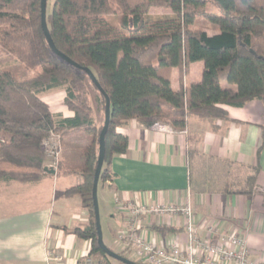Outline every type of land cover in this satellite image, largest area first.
I'll return each instance as SVG.
<instances>
[{
	"label": "trees",
	"instance_id": "trees-1",
	"mask_svg": "<svg viewBox=\"0 0 264 264\" xmlns=\"http://www.w3.org/2000/svg\"><path fill=\"white\" fill-rule=\"evenodd\" d=\"M48 4L47 25L56 47L88 67L111 102L102 181L111 177L112 158L128 152V136L118 128L131 120L184 130L190 115L229 119L221 105L242 107L254 99L264 105V0H54L51 10ZM153 7L173 14L144 21ZM118 13L123 26L133 22L128 33L105 18ZM200 15L216 25V33L194 28ZM0 45L29 68L40 69L22 78L0 66V181H37L44 174L45 140L59 133L63 143L66 131L83 128L89 139L80 155L84 181L64 194L81 197L90 221L72 232L90 241L88 257L112 264L98 244L92 198L104 93L85 71L52 51L42 28L41 0H0ZM197 61L204 62L202 79L186 87L184 79ZM89 87L97 92L94 105L86 97ZM55 89L65 92L64 104L73 116L53 112L44 101L41 95ZM262 148L264 126L258 151ZM152 228L162 234L180 231L166 225Z\"/></svg>",
	"mask_w": 264,
	"mask_h": 264
},
{
	"label": "crops",
	"instance_id": "crops-1",
	"mask_svg": "<svg viewBox=\"0 0 264 264\" xmlns=\"http://www.w3.org/2000/svg\"><path fill=\"white\" fill-rule=\"evenodd\" d=\"M196 64L184 79L186 87L195 83L188 79ZM173 84H178V71ZM43 99L53 112L73 116L65 97ZM221 107L229 119L190 115L184 130L165 124V129L145 127L136 120L118 128L128 136V152L112 158L111 177L100 180L101 198L98 192L100 207L111 219L109 248L127 257L132 253L120 240L127 218L116 197L144 204L190 202L203 235L209 225L218 223L222 232L242 234L252 257L264 259V148L258 151L264 105L254 99L242 107ZM76 130L65 132L56 173L44 170L34 182L0 181V264H97L88 257L90 241L72 232L89 224V211L79 195L64 194L84 181L82 165L69 166L66 154L68 144H76ZM88 144V137L77 143L83 148ZM48 166L46 159L43 169ZM142 225L159 243L183 233V220L173 217L147 216ZM154 225L180 231L162 234L153 230Z\"/></svg>",
	"mask_w": 264,
	"mask_h": 264
},
{
	"label": "built area",
	"instance_id": "built-area-1",
	"mask_svg": "<svg viewBox=\"0 0 264 264\" xmlns=\"http://www.w3.org/2000/svg\"><path fill=\"white\" fill-rule=\"evenodd\" d=\"M153 127L165 129L163 125ZM49 166L58 169L61 153V137L52 134L44 142ZM264 191V187H263ZM116 203L124 211L127 226L120 240L133 251L134 260L140 264H264L255 259L247 239L240 233L222 232L218 223L207 227L203 235L197 224L190 202L180 204H144L116 197ZM173 217L183 220V233H178L166 243H159L149 236L143 227L147 216ZM51 264V263H49Z\"/></svg>",
	"mask_w": 264,
	"mask_h": 264
},
{
	"label": "rangeland",
	"instance_id": "rangeland-1",
	"mask_svg": "<svg viewBox=\"0 0 264 264\" xmlns=\"http://www.w3.org/2000/svg\"><path fill=\"white\" fill-rule=\"evenodd\" d=\"M53 3H54V0H49L48 10L52 9ZM208 6H210L212 10L214 9V11L217 12L218 14L222 13L221 10L216 5H214L212 3H208ZM172 14H173L172 11L169 10L168 8L153 7V8H151L149 14L147 16H145L144 21H151V20L163 18L165 16H170ZM105 18L109 22H111L114 26L121 28L126 33H128L129 29H131L133 27L132 21H129L128 24H126L124 26L122 25L123 15L120 13L114 14V15H107V16H105ZM194 28L205 29V30H207V32L209 34H213L217 30L216 25L213 24L209 19H207L203 15L198 16L196 23L194 25ZM194 63H198V64L193 66L194 72L188 79V81H191V82L192 81L197 82V81L201 80L203 68H204V62L203 61H197ZM0 66L4 69L12 70L19 77H22V78L23 77H31V76L37 74L40 70L39 68H29L20 59H18L16 56H14L11 52H9L7 49L2 47L1 45H0ZM222 85L229 86V84L226 81H223ZM86 95H87L86 97H89L90 102L94 105L93 101H94V97H96V95H97V92L94 89H92L91 87H89ZM41 96H42V98H45V97H65V92L61 89H55V90L46 92V93L42 94ZM100 114H98V115L95 114L94 116L101 120ZM86 138H87V133L82 128L76 130V132H75L76 144L73 145L72 143H69L68 148H67V152H66V154H68L67 157L71 161L70 164H68L69 166L76 167L77 164L82 165L80 155H81V151H82L83 147L77 145V143L79 144L80 141H82ZM61 146H62V140H61ZM61 157H62V148H61V153H60V157H59L58 169H59V166L61 163ZM46 159H48V162H50V158L47 157ZM98 192H99V197L101 198L103 195L102 194L103 193L102 181H99ZM99 197H98V202H99ZM112 199H113L112 195H110V202L111 203H112ZM99 212H100L103 242L108 247V245H109V232H110L109 230L111 227V219L105 213L104 208L100 207V204H99ZM112 250L116 253H119V251L115 248H113ZM120 254L125 255L124 253H120ZM133 254L134 253L132 251V253L129 254V257H127V256L126 257L131 259V260H134ZM111 262L113 264H124V263H122L116 259H113V258H112Z\"/></svg>",
	"mask_w": 264,
	"mask_h": 264
},
{
	"label": "water",
	"instance_id": "water-1",
	"mask_svg": "<svg viewBox=\"0 0 264 264\" xmlns=\"http://www.w3.org/2000/svg\"><path fill=\"white\" fill-rule=\"evenodd\" d=\"M47 2L48 0H41L42 28H43L44 34L48 40L49 46L51 47L52 51L57 56L61 57L66 62L73 65L74 67L85 71L89 75L91 81L97 86L99 91L104 93V90L98 83L95 75L88 67L81 66L79 63L73 61L71 58L66 56L61 51H59L58 48L56 47L51 37L48 25H47ZM104 95L106 97L105 121H104V126L102 128V131L99 137V153H98L97 167H96L95 174H94L93 191H92L98 244L109 257L116 259L124 264H138L136 261L131 260L120 253L114 252L111 248L107 247L103 242L102 227H101L100 212H99V202H98V185H99L100 175L102 172L105 154H106V135L109 129L110 121H111V102H110L108 95H106L105 93ZM44 170L56 173V170L50 167L44 168Z\"/></svg>",
	"mask_w": 264,
	"mask_h": 264
}]
</instances>
